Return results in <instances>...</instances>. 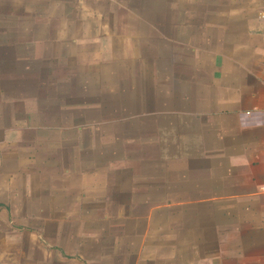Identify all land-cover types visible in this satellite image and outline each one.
<instances>
[{
    "label": "crops",
    "instance_id": "1",
    "mask_svg": "<svg viewBox=\"0 0 264 264\" xmlns=\"http://www.w3.org/2000/svg\"><path fill=\"white\" fill-rule=\"evenodd\" d=\"M0 264H264V0H0Z\"/></svg>",
    "mask_w": 264,
    "mask_h": 264
}]
</instances>
